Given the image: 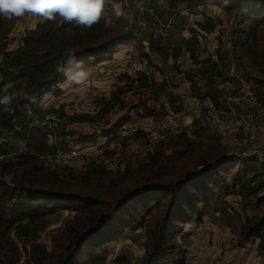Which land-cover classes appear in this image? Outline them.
Listing matches in <instances>:
<instances>
[{
  "label": "rangeland",
  "instance_id": "obj_1",
  "mask_svg": "<svg viewBox=\"0 0 264 264\" xmlns=\"http://www.w3.org/2000/svg\"><path fill=\"white\" fill-rule=\"evenodd\" d=\"M116 1L119 3L114 5V9L118 13L126 9L132 24L137 13L140 15L149 12L162 15L165 19L173 14L166 0ZM176 5L175 12L188 18L184 36L192 39L191 31L196 32V38L201 45L197 53L199 61H210V63L204 67L196 66L189 54L184 52L176 67L173 68L174 61L165 63L151 55L146 48H133L125 44L107 63L97 65L95 59L90 56L80 57L70 62V69L66 73L65 80L54 91L55 95L46 94L43 98L44 109H59L63 106L68 115L87 118L91 122L72 124L62 119V123L53 132L50 130V125L43 126V129L37 127V130L45 134L49 140L50 149H54L53 153L59 148L66 147L69 141L73 143L72 147L78 149L81 156L85 151H89L91 155L87 159L79 158L76 168L65 170L57 168L58 170L51 171L48 168L51 167L49 161L46 165V161L42 159L48 154L30 161L18 160L21 155L28 152L30 144L12 136L6 142V150L10 154L15 153L16 160L13 162L16 166L2 178L4 184L0 189L1 192L8 191L16 197L7 209H11L12 205L24 203L26 195L18 191V186H21L20 189L46 190L52 194L62 195L66 197V200L61 201L60 205L67 207L72 203L70 200H73V204L78 209L83 205L81 202L88 198L93 200L102 198L110 204L113 203L114 200L126 194L125 188L121 187V181L126 174L130 172L137 175L144 172L145 166L150 165L155 159L166 163L171 162L169 163L171 176L165 180L169 184L179 183L186 176H193L197 170H206L205 166L199 167L203 161L208 164L207 166L216 165L214 163L220 158L215 159V156H209L200 147L205 137L211 134L208 126L195 113L193 105L187 102L182 106L180 95L186 94L182 87V76L192 81L191 91L195 97L202 99L210 95L218 98L216 103L218 106L221 100L230 99L231 104L237 107L238 102L233 101L238 100L240 96L229 89L228 84L237 87L241 78L248 83L253 82L257 88L259 87V92L264 91V28L258 34L257 44L252 40L248 47H243L237 41L239 31H242L239 37L244 38L250 29L248 23L241 24L242 19L238 16L237 10L227 12L225 8L213 5V0H203V6L198 9H192L188 4ZM20 18L22 19L17 21L14 17L3 18L8 35L4 40L0 37L2 42L0 47H5V53L18 52L24 46V40L38 28L39 23L44 21L42 17L31 15ZM208 20L216 26V31L211 35H207L200 29ZM167 29L169 26L162 32L165 37H169ZM3 58L4 56H0V67L3 65ZM144 58L147 59L148 66L152 70L146 73L148 81L144 82L145 86L142 87L138 82L139 77L133 73V67ZM213 63L217 71L221 73L217 81L221 89L215 86L213 89L206 88V85L210 83ZM79 72L86 73V78L77 83L72 77ZM134 80H137L136 84L133 83ZM221 84H225V88ZM111 100L116 101V105L112 111L105 112L112 103ZM178 101H181L179 106L175 105ZM165 105H168L176 116L185 118L188 125L185 139L192 141L195 149L200 147L203 153L194 155V149H191L194 146L187 144L186 140L182 139V134L172 135L164 140H153L148 134L140 131V129L150 128L155 130L159 127L167 114ZM174 107H182V113L176 114ZM86 124L102 129L103 137H98L94 128L93 130L87 128ZM222 152L219 148L216 153ZM234 163L230 172L223 173V178H226L230 185L234 184L238 171L245 166L251 167L245 163ZM261 173L262 183H249L250 189L244 190V196L238 203L239 207L237 205L232 208L227 202V195L215 194L217 191L215 185L208 190L205 189L204 193L197 192L192 201L184 199L182 204L178 205L180 209L178 212L182 211V216H175L178 219H174L173 226L168 224L162 254L152 260H149L148 251L153 250V239L157 238L155 229L167 216L170 201H164V206L150 203L149 208L153 209L150 216H146L148 213L146 208L138 205L133 211L124 213L134 217L131 218L133 227L123 226L126 229L124 231L121 229V233L112 242H108L103 251L98 252L99 255L104 256V261L100 259L94 264H188L190 260L187 257L190 259L193 257L192 264H195L196 255L202 251V248L194 243V229L203 222L208 226H218L216 221H221L219 225L222 232L228 231L227 239L231 241L233 238L234 241L239 242V247H244L240 241L246 215L250 217L264 215V208L255 206L256 194L252 196V191H256L259 187L261 190L258 193H264V172ZM23 175L29 176L32 182L25 179L26 176L21 179ZM250 178L251 176L248 179ZM203 196L207 198L202 201ZM191 202L194 203V209L190 207ZM53 209V214L46 215L35 222H23L21 234L18 233V224L13 228L0 224V264H11L12 261L14 264H33L32 239L49 252L54 250L56 240L62 242L63 236L69 233L68 227H72L71 224L77 214L72 210ZM117 209L118 205L113 203L107 207L106 212L113 213ZM127 215H123L126 224L131 221V219L125 220ZM198 221L202 222L198 224ZM82 231L86 233L89 228L83 227ZM185 232L187 233L184 234ZM213 243L218 248L215 240ZM196 249L201 250L194 253ZM256 251L258 253L256 256H264V242L256 243ZM84 252L87 253V250ZM85 257L84 261L89 260L87 255ZM211 257L212 264L221 263L220 257ZM241 261L236 263L247 264Z\"/></svg>",
  "mask_w": 264,
  "mask_h": 264
},
{
  "label": "trees",
  "instance_id": "obj_2",
  "mask_svg": "<svg viewBox=\"0 0 264 264\" xmlns=\"http://www.w3.org/2000/svg\"><path fill=\"white\" fill-rule=\"evenodd\" d=\"M166 1L173 12L168 19L162 15L144 12L140 15L137 13L134 24H132L126 9L121 13L114 9V5L119 3L118 1L104 0L101 17L91 27L65 22L57 15L52 20L44 19L39 23L38 28L24 40V46L18 52L5 53V47H0V56H4L3 65L0 67V189L4 184L2 178L16 166L13 162L16 160L15 153L10 154L6 150V142L12 136L21 138L30 144L28 152L18 158V160L30 161L40 158L44 154H48L47 156L54 154V149H50L49 140L45 134L34 126L36 120L42 123L48 116L55 115L60 120L64 119L72 124L91 122L87 118L68 115L63 106L59 109H44L43 98L46 94L53 93L55 95L54 91L65 80L66 73L70 69V62L80 57L90 56L95 59L97 65L107 63L125 44L133 48H146L151 55L165 63L172 60L174 61L173 68L176 67L184 52L189 54L196 66L203 65L204 67L210 63V61H199L197 53L201 45L196 38V32L191 31L193 38L187 39L184 32L188 18L175 12L176 4H188L192 9H198L203 6V0ZM213 5L225 8L227 12L237 10L238 16L242 19L241 24L248 23L250 29L244 38L239 37L242 33L239 31L238 43L243 47H248L253 40L257 44L258 34L264 28V0H213ZM14 19L17 21L22 18L14 17ZM4 25L6 24L3 23V17H0L2 40L8 35ZM167 26H169L167 29L169 37L163 36L164 33H162L166 31ZM200 29L207 35H211L216 31V26L208 20ZM0 43L2 42L0 41ZM217 70L213 63L210 83L206 85L207 89H213L214 86L221 89L217 85L221 73ZM138 77V82L144 87L143 83L148 81V78L142 74ZM136 82L137 80H134L133 83L136 84ZM250 84L257 88L253 82ZM258 96L260 101H263L264 91H260ZM210 97L217 103L218 98ZM110 102L112 103L109 104L105 112L114 109L116 101L111 100ZM180 102H176L175 105ZM182 111V107H174L176 114H181ZM185 137V134L182 135V139L186 140ZM185 142L194 146L192 141L186 140ZM200 147L209 156H215V159L220 158L214 163L215 166H207L208 164L203 161L199 167L205 166L206 170H197L193 176L188 175L179 183L169 184L165 180L171 176L169 172V163L171 162L166 163L163 160L155 159L150 165L145 166L144 172L137 175L128 172L122 179L121 187L125 188L126 194L114 200L113 203L118 205V209L113 213L106 212L107 207L113 203L110 204L102 198H99L100 200L85 199L81 202L82 207L76 209L73 200H70L72 203L67 207L60 205L61 201L66 200V197L62 195L52 194L46 190L20 189L21 186H18L17 189L20 193L22 192V195H26L24 203L12 205L11 209H7L16 197L8 191L1 192L0 190V224L11 228L18 224V233L21 234L23 222L31 223L46 215H51L54 213L53 208L62 211L72 210L77 214V217L71 224V228L67 226L69 233L67 236H63L62 242L55 241L53 251L49 252L44 246L32 241L34 239L31 240L33 242L31 247V254L34 257L33 264H94L100 259L104 261V256L99 255L98 252L103 251L108 242H112L121 233V229L123 231L126 229L123 226L133 227L131 218L134 217L124 213L131 212L141 205L148 210L146 216H150L153 212V209L149 208L150 203L164 206V201L167 200V202L170 201L167 216L156 227L157 238L153 239V250L148 251L149 260H152L162 254L164 238L168 233V224L173 226L174 219H178L175 216H182V211L178 212L180 210L178 205L184 199L192 201L197 192L204 193L205 189L208 190L215 185L217 190L215 194L227 195V202L233 208V205L241 202L244 190L250 189V182L262 183L261 172H264V166L258 164L256 159L229 157L227 148L212 134L205 137L204 143H201ZM200 147L199 149H195V146L191 148L194 149V155L198 156L203 153ZM219 148L223 151L222 153H216ZM234 162L245 163L251 167L245 166L244 169H241L243 171H238L234 178V184L230 185L226 178H223V173L230 172L234 167ZM25 176L23 175L21 179ZM249 176H251L250 179H248ZM25 179L30 181L29 176H26ZM260 190L259 187L256 191H252V196L255 194L257 196L255 206L264 208V193H258ZM203 197L202 201L207 198ZM108 204L110 205L107 206ZM193 204L192 202L190 204L192 209L195 207ZM105 206L107 207L105 208ZM123 215L128 216V218L125 217V220L131 219L127 223L129 225L124 221ZM83 227L89 228V231L84 233ZM241 234V243L256 244L258 241L263 243L264 215L258 217L246 215ZM261 246L263 248V245ZM84 250H87V253ZM85 255L89 257V260L84 261ZM11 264L14 262L12 261Z\"/></svg>",
  "mask_w": 264,
  "mask_h": 264
},
{
  "label": "built area",
  "instance_id": "obj_3",
  "mask_svg": "<svg viewBox=\"0 0 264 264\" xmlns=\"http://www.w3.org/2000/svg\"><path fill=\"white\" fill-rule=\"evenodd\" d=\"M146 60L145 58L140 59L139 63L134 65L133 73L136 76L146 75L147 72L152 70ZM191 83L182 76V87L186 92V94L180 95L182 106L187 102L193 105L195 113L208 126L211 134L227 148L229 157L256 159L258 164L264 166V142H260L258 139V122L261 118H264V100L260 101L258 88L240 78L237 87L227 85L229 89L237 92L240 96L238 100L234 99L233 101L238 102L237 107L231 104L232 100L230 99L221 100L218 106L209 96L202 97V99L195 97L191 91ZM217 85L220 86L218 82ZM221 85L224 88L226 86L225 84ZM177 105L179 106V103ZM165 106L167 108L166 117L157 129H140L141 132L148 134L149 138L153 140H164L172 135L187 133L188 125L185 118L182 117L181 119V117L172 113L168 105ZM60 123H62V120L55 115H50L42 123L35 121V125L41 129L45 125H50L51 132L55 131ZM85 127L92 130L94 128V132L98 137H103L102 129L90 124H86ZM67 143L66 147L59 148L53 155L42 157L46 161V165H48L47 161L51 164V167H48L51 171L58 170L57 168L60 170L76 168L79 158L87 159L91 155L89 151H85L81 156L78 149L72 147V142L68 141ZM200 250L196 249L194 253H198ZM187 259L190 260L188 264H192L194 258L187 257Z\"/></svg>",
  "mask_w": 264,
  "mask_h": 264
},
{
  "label": "clouds",
  "instance_id": "obj_4",
  "mask_svg": "<svg viewBox=\"0 0 264 264\" xmlns=\"http://www.w3.org/2000/svg\"><path fill=\"white\" fill-rule=\"evenodd\" d=\"M103 5L104 0H0V17L12 19L31 15L52 20L58 15L65 22L91 27L100 19ZM85 78L84 72L72 77L77 83Z\"/></svg>",
  "mask_w": 264,
  "mask_h": 264
},
{
  "label": "crops",
  "instance_id": "obj_5",
  "mask_svg": "<svg viewBox=\"0 0 264 264\" xmlns=\"http://www.w3.org/2000/svg\"><path fill=\"white\" fill-rule=\"evenodd\" d=\"M258 139L260 142H264V118H261L258 122ZM238 203L233 205V208L237 205V207H239ZM216 222L218 226H208L207 223L205 224L203 222L195 227L194 243L199 248H202V251L197 255L195 264H212L213 258L211 256L220 257V264H230L231 262L238 264L241 260L247 264H264V256H256V254H258L256 251V244L248 242L241 243L244 247H239V242L234 241L233 238L231 241L227 239L229 236L228 231L222 232L219 225L221 221ZM214 231H220L221 233H213ZM186 233L187 232L184 234ZM214 240L218 248L214 246ZM208 249L210 250L207 252Z\"/></svg>",
  "mask_w": 264,
  "mask_h": 264
}]
</instances>
